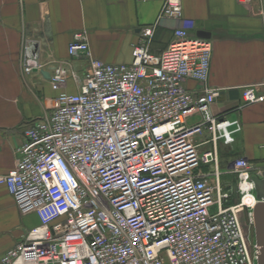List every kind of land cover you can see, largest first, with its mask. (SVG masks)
<instances>
[{
  "label": "built area",
  "instance_id": "1",
  "mask_svg": "<svg viewBox=\"0 0 264 264\" xmlns=\"http://www.w3.org/2000/svg\"><path fill=\"white\" fill-rule=\"evenodd\" d=\"M158 1L129 63L93 58L86 33L73 34L68 54L88 60L78 92L63 91L67 78L53 70L50 112L29 122L13 169L0 175L19 213L38 220L0 264H255L251 176L260 171L235 159L239 201L226 205L216 142L231 144L241 126L210 110L221 91L208 86L210 39L178 27L163 51H149L160 20L183 15L181 0ZM41 50L40 39L23 35V73L44 67ZM187 80L202 90L186 89ZM241 98L263 103L264 79L242 87ZM195 113L201 120L188 124ZM203 132L212 148L199 151ZM204 165L214 166L211 174Z\"/></svg>",
  "mask_w": 264,
  "mask_h": 264
},
{
  "label": "crops",
  "instance_id": "2",
  "mask_svg": "<svg viewBox=\"0 0 264 264\" xmlns=\"http://www.w3.org/2000/svg\"><path fill=\"white\" fill-rule=\"evenodd\" d=\"M182 18L163 19L155 26L149 51L159 54L173 38L175 28L189 34L210 33L212 54L208 86L220 89L211 105L214 116L238 120L241 129L233 133V142H216L219 182L229 194L226 205H233L228 174H234L233 161L247 159L261 173L264 171V102L243 105L241 88L264 79V0H181ZM161 2L158 0H0V175L13 169L17 150L29 122L50 112L57 91L50 78L40 70L61 68L67 78L62 88L78 92L88 68L82 54L70 56L68 43L73 34L85 32L93 58L104 63H129L132 47L140 38V28L156 22ZM48 17L51 35L45 39L40 59L44 67L23 73L20 50L23 35L38 39L45 31ZM184 87L199 93L203 86L187 80ZM201 120L195 113L188 124ZM199 151L210 150L207 132L196 138ZM202 170L212 173L213 165ZM236 177V175H235ZM237 190V189H236ZM38 224L35 215H21L4 185H0V258Z\"/></svg>",
  "mask_w": 264,
  "mask_h": 264
},
{
  "label": "water",
  "instance_id": "3",
  "mask_svg": "<svg viewBox=\"0 0 264 264\" xmlns=\"http://www.w3.org/2000/svg\"><path fill=\"white\" fill-rule=\"evenodd\" d=\"M45 25L46 27L44 34L39 38L42 46H45V39L49 38L51 35L48 17L45 19ZM194 35L197 37L210 39V33L202 30L197 31ZM40 72L46 78H50L49 71L40 70ZM251 180L254 183L257 199V202L252 208L254 241L259 247L256 264H264V171L261 173L260 177L257 175H252Z\"/></svg>",
  "mask_w": 264,
  "mask_h": 264
},
{
  "label": "rangeland",
  "instance_id": "4",
  "mask_svg": "<svg viewBox=\"0 0 264 264\" xmlns=\"http://www.w3.org/2000/svg\"><path fill=\"white\" fill-rule=\"evenodd\" d=\"M252 175H255V174H252ZM256 176V175H255ZM228 177V180H229V183H230V187H231V199L233 202L237 201L238 199V195L236 193V185H237V178L235 177L234 174H228L227 175ZM240 220H241V223H242V226L243 228L247 231V226H248V219H247V216L245 213L241 214L240 216ZM254 239V236H253V227L250 228V241L252 242Z\"/></svg>",
  "mask_w": 264,
  "mask_h": 264
}]
</instances>
